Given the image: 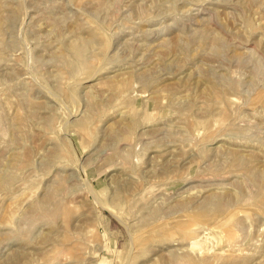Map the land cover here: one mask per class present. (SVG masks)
<instances>
[{"label": "rangeland", "instance_id": "obj_1", "mask_svg": "<svg viewBox=\"0 0 264 264\" xmlns=\"http://www.w3.org/2000/svg\"><path fill=\"white\" fill-rule=\"evenodd\" d=\"M0 264H264V0H0Z\"/></svg>", "mask_w": 264, "mask_h": 264}, {"label": "bare ground", "instance_id": "obj_2", "mask_svg": "<svg viewBox=\"0 0 264 264\" xmlns=\"http://www.w3.org/2000/svg\"><path fill=\"white\" fill-rule=\"evenodd\" d=\"M5 26V25H4ZM202 36V35H201ZM200 38V40H198V41H202L201 39V37H199ZM204 39V38H203ZM206 40H207V38H206ZM84 42V41H83ZM202 43H203V41H202ZM84 43H82L79 39L78 40H76V42L75 41H73V42H70V44L68 45V47L70 48V50L73 52V54L74 55H78L80 52H81V50H82V48L84 47H82V45H83ZM205 45V44H204ZM210 46H211V48H213V51L215 50V52H216V50H218L220 47H222V45H221V42H219L218 40H216V39H213V40H211V42H210ZM211 50V49H210ZM218 51H220V49L218 50ZM217 51V52H218ZM115 133V132H114ZM112 137V136H111ZM235 161H238V159H236ZM239 162V161H238ZM246 174L247 175H249V176H252V172H246ZM250 178V177H249ZM252 178V177H251ZM62 182V181H61ZM60 182V183H61ZM59 184V183H58ZM57 186V185H56ZM55 186V187H56ZM59 186H60V184H59ZM55 191H56V189L53 187L52 189H50L49 191H47L46 193H45V195L43 196V198L38 202V203H35V207H37V208H40V210L42 211V207H43V209H44V205L46 204V202H48L49 200L51 201L54 197V193H55ZM55 200V199H54ZM53 200V204H54V202L56 203V201H54ZM49 201V202H50ZM48 204V203H47ZM35 207H33V208H35ZM52 209V208H51ZM50 209V210H51ZM48 212V211H47ZM207 219V218H206Z\"/></svg>", "mask_w": 264, "mask_h": 264}]
</instances>
